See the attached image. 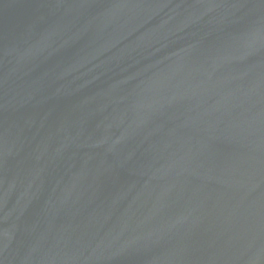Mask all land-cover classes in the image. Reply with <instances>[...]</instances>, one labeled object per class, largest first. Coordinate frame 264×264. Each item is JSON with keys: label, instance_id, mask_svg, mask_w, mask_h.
Segmentation results:
<instances>
[{"label": "water", "instance_id": "obj_1", "mask_svg": "<svg viewBox=\"0 0 264 264\" xmlns=\"http://www.w3.org/2000/svg\"><path fill=\"white\" fill-rule=\"evenodd\" d=\"M0 264H264V0H0Z\"/></svg>", "mask_w": 264, "mask_h": 264}]
</instances>
